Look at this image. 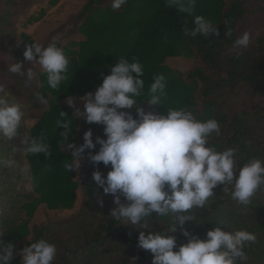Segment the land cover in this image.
I'll use <instances>...</instances> for the list:
<instances>
[{"label": "trees", "instance_id": "16d2710c", "mask_svg": "<svg viewBox=\"0 0 264 264\" xmlns=\"http://www.w3.org/2000/svg\"><path fill=\"white\" fill-rule=\"evenodd\" d=\"M59 1L51 0L50 3L55 5ZM250 1L259 2L256 13L264 12V0H196L194 14L202 15L217 25L218 35L212 34L206 39L190 34L194 27L193 17L179 12L168 0H126L118 11L107 5L109 0H86L77 16L83 20L80 29L85 39L65 45L53 42L64 50L69 60L62 86L51 89L47 85L46 74L40 72V87L33 85L25 89L29 95L26 99L20 98L14 87H5L24 113L17 136L0 138V160L13 161L11 166L0 164V206L5 209L4 217L0 219V231L5 234L0 239L14 245L11 264H22V259L15 256L17 246L23 249L39 238L55 244L54 264H152L153 254L138 246L139 232L147 229L119 224L111 217V211L89 218V206L97 203L103 195V189L95 184L92 173L98 167L106 176L111 168L110 164L105 167L101 162L96 166L88 160L87 153L98 151L99 144L95 149L85 150L84 161L88 164V171L83 185L88 209L82 211L73 233L63 234L60 227L51 221L30 227V219L40 204L57 210L71 209L76 203L79 186L75 179L76 170L67 171L64 167L65 161L71 159V152L58 144L63 127H58L57 121L62 119L60 111L70 116L68 119L72 120L73 126L71 139L75 144L79 119L71 117L70 107L61 101L68 96L83 97L93 93L103 77L110 73L111 66L122 58L129 62L139 61L144 69V89L140 96L135 97L136 103L150 98L149 88L154 77L163 75L166 95L160 105H155L156 113L166 115L169 108L186 109L191 104L194 85L200 82L199 97L203 110L197 118L216 119L220 125V134L212 133L208 146L215 147L217 151L234 148L238 167L252 158L264 161V32L257 34L248 47L233 49V41L239 36L238 26L248 13L246 5ZM38 19L32 17L29 21L32 23ZM229 28L233 32L231 38L224 35ZM20 38L24 53L25 46L35 40L26 33H22ZM191 53H195L206 68L197 67L182 74L164 65L167 57ZM18 59H24L21 52H18ZM36 91L47 97L49 107L27 132L26 138L43 133L49 142L51 156L46 158L43 154H30L26 150L33 187V193H30L22 187L24 173L15 155L17 144L26 132L27 113L38 101L34 95ZM238 91L260 100V105L253 111H232L226 98ZM131 114L135 118L136 109ZM99 127L104 128V125L86 122L83 131L91 129L95 142L97 136L106 138L104 133H97ZM82 143L83 140L77 146ZM223 187L222 184L216 187L217 194L209 198L204 207L191 209L188 214L194 220L186 221L183 227L192 235L205 239L207 231L214 229L217 221L223 219L228 222V228L234 226L254 232L256 241L248 243L244 249L247 259L238 264H264V185L247 206L231 198L232 186H226L227 193ZM121 199L124 200L123 197ZM169 226L170 217H155L153 213L150 230H166ZM166 234L176 237L177 249L188 241L180 230Z\"/></svg>", "mask_w": 264, "mask_h": 264}, {"label": "clouds", "instance_id": "9594fccd", "mask_svg": "<svg viewBox=\"0 0 264 264\" xmlns=\"http://www.w3.org/2000/svg\"><path fill=\"white\" fill-rule=\"evenodd\" d=\"M179 12L193 17L194 27L191 35L203 36L217 34V25L202 15H195L196 0H168ZM126 0H112V8L120 9ZM224 35L232 37L229 28ZM251 43V33L243 32L233 41V49L246 48ZM239 54V53H238ZM24 59L39 66V71L46 74L47 85L59 89L66 80L69 60L64 50L56 43L47 46L38 41L25 46ZM23 69V61H15L8 67L12 74L27 76L31 82L37 71ZM143 66L139 61L129 62L120 59L111 66L110 73L103 77L102 83L94 93H87L83 101V111L76 106L74 97H67L66 103L74 109L75 120L83 116L87 123L104 125L106 138L96 137L88 129L84 132L83 143L76 146L71 139L72 120L60 111L62 119L57 126H62V139L58 144L71 151V159L65 161L68 170H77L85 159V150H92L99 144L98 151H89L88 160L98 166L111 165L105 176L97 167L92 173L95 184L103 189V194H111L116 207L110 215L119 224L131 225L140 231L138 246L153 254L152 264H238L247 259L245 246L255 242L254 232L247 229L228 230L226 220L217 221L214 229L208 230L206 238L192 235L183 226L186 221H193L189 215L191 209L206 205L218 185L232 186L231 198L238 204L247 206L257 190L264 185V161L249 159L238 167L235 149L217 151L208 146L212 133L220 134V125L216 119H197L191 110L169 108L167 114L145 111L136 106L135 97L144 89ZM166 81L163 75L154 77L149 88V104L160 105L166 95ZM41 104L48 99L39 91L34 93ZM136 106L134 118L130 109ZM21 105L0 84V138H14L18 134L23 119ZM30 154L51 156L49 142L41 133L24 140ZM13 161L0 164L11 166ZM121 197L124 200H121ZM99 203H103L99 200ZM155 217H170V226L166 230L153 231L149 222ZM5 209L0 206V219ZM182 231L188 241L176 248V237L166 232ZM5 233L0 231V237ZM175 249V250H174ZM22 264H54L57 248L45 238L30 242L22 250ZM14 245L0 239V264H11Z\"/></svg>", "mask_w": 264, "mask_h": 264}, {"label": "rangeland", "instance_id": "374dc122", "mask_svg": "<svg viewBox=\"0 0 264 264\" xmlns=\"http://www.w3.org/2000/svg\"><path fill=\"white\" fill-rule=\"evenodd\" d=\"M50 1L51 0H0V83L6 88L14 87L18 96L23 99H26L29 96L25 89L31 88L33 85L38 88L40 87L39 73L41 71H39L38 65H34L32 61H27L25 59H23L22 70L25 71V73L28 68H33L34 71H37L35 78L31 82L26 81V75L20 76L8 71V67L12 63L19 61L18 52H21L23 56V46L20 38L22 33L30 35L35 41H38L45 46H47L48 43L53 42H59L60 44L65 45L70 41H81L85 39V36L80 29L83 20L77 19V16L86 0H60L55 5H51ZM258 3V1H250L247 3L246 7L248 13L238 26L239 35L248 31L251 33V40L254 39L257 34L264 32V12H255ZM107 5L112 7V0H109ZM106 7L107 6H104V8ZM118 10H121V8L115 9V11ZM32 17H37L39 19L30 23L29 20ZM164 65L175 69L182 74H187L197 67L206 68L205 64L195 53H191L188 56L167 57L164 61ZM194 87L195 90L193 98L191 99V104L186 110H191L197 118L203 110V104L199 97L202 84L198 82ZM71 97L75 98L76 106L83 111V101L81 100V96L72 95ZM66 99L67 97L61 101V104L68 105ZM226 101L232 111H253L261 103L260 100L249 97L243 91L233 93L226 98ZM136 106L142 107L145 111L156 113L155 105L149 104L147 101L136 103ZM136 106H133L130 109L121 110L131 113L136 109ZM48 107L49 102L47 104H41L37 101L36 106L28 111L25 122L26 132L17 144L15 159L24 173L21 184L22 187L30 193H33V187L30 176V163L26 157V145L24 144V140L27 137V132L37 123ZM70 109L74 115V109L72 107H70ZM78 119L79 131L75 135L77 139L75 143L76 146L83 140V129L86 123L83 116L78 117ZM97 133H104L103 128L99 127ZM62 148L67 152L72 151V149L65 148L64 146ZM87 171L88 164L83 160L80 168L76 170L75 179L79 186L76 191V203L73 208L52 210L47 208L45 204H40L30 219V227L51 221L60 227L63 234L70 235L73 233L72 230H75V223L80 219L82 211H85L88 206L83 185ZM214 194H217V188L214 189ZM100 200L103 201L102 204L98 201L97 203L91 204L89 209L87 208L89 210L87 213L90 214L89 218L98 216L103 211L109 212L112 208L116 207L113 203V196L111 194H103ZM228 230L235 231L238 230V228L234 226L232 228L230 226ZM26 240L27 238L24 239V241ZM21 250L22 249L17 246L15 256L22 259Z\"/></svg>", "mask_w": 264, "mask_h": 264}]
</instances>
